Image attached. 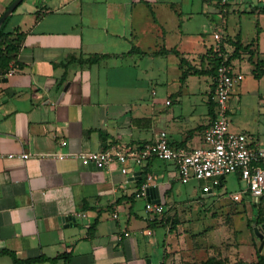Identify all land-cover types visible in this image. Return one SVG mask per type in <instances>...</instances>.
<instances>
[{
	"label": "crops",
	"instance_id": "1",
	"mask_svg": "<svg viewBox=\"0 0 264 264\" xmlns=\"http://www.w3.org/2000/svg\"><path fill=\"white\" fill-rule=\"evenodd\" d=\"M228 1L215 0L212 12L190 0H23L15 8L9 26L24 37L14 72L0 76V264H14L7 251L42 258L32 264L178 263L188 247L167 217L189 206L173 192L176 165L150 157L123 174L116 163L82 164L78 153L142 146L160 132L173 146H201L214 77L191 71L211 66L215 33L228 56L229 39H256L251 60L245 52L230 60L243 79L250 64L251 79L234 86L228 114L251 110L249 122L229 119V129L263 152L264 168V76L252 73L253 62L264 65V28L249 41L240 31L231 36ZM11 2L0 0V15ZM242 2L264 22V0ZM94 55L101 58L86 62ZM224 177L200 183L219 188ZM144 182L148 191L137 197ZM234 195L264 214V199L246 189ZM147 202L162 213L148 214Z\"/></svg>",
	"mask_w": 264,
	"mask_h": 264
},
{
	"label": "built area",
	"instance_id": "2",
	"mask_svg": "<svg viewBox=\"0 0 264 264\" xmlns=\"http://www.w3.org/2000/svg\"><path fill=\"white\" fill-rule=\"evenodd\" d=\"M221 1L225 3L227 0ZM214 38L216 40L214 52L220 58L212 92L215 116L203 131L201 146L194 148L173 146L169 143L165 132H160L156 140L142 146L118 144L103 151L80 152L78 158L81 163L96 168H104L116 163L121 166V173L126 174L129 165L140 166L148 158L157 157L176 165L181 183L214 179L216 184L218 177H224L228 173H238L251 196L264 199V168L257 163L262 158L263 152L251 146L245 133L229 129L228 101L234 86L243 79V74L235 71L228 61V55L221 52L220 34L215 33ZM13 72L14 68L10 67L6 74L10 75ZM21 157L25 159L30 157V154L23 153ZM147 188L148 184L142 183L136 196H145ZM210 188V184L203 185V191H209ZM233 198L238 200L239 195H234ZM145 210L150 215H157L162 213L163 207L160 203L147 202Z\"/></svg>",
	"mask_w": 264,
	"mask_h": 264
},
{
	"label": "rangeland",
	"instance_id": "3",
	"mask_svg": "<svg viewBox=\"0 0 264 264\" xmlns=\"http://www.w3.org/2000/svg\"><path fill=\"white\" fill-rule=\"evenodd\" d=\"M191 1L194 4L207 2L208 12L216 10L215 0ZM228 3L230 4L228 13L223 17L231 36L240 31L244 41H249L256 35L258 26L264 28L262 20H258L256 15L245 10L247 3L242 0H229ZM216 19H221V14H218ZM190 26L194 27L195 22L192 21ZM242 70L244 79L250 80V64L245 63ZM228 117L233 124L236 122L244 124L251 120V110L246 112L241 110L239 114L230 113ZM211 187V191H203L200 181L174 182L173 192L177 202L188 203L189 206V210H185L183 214L176 211L175 215L167 217V222L176 231L173 232L174 237L181 235L179 243L188 247L186 253L176 258L178 262L176 264H198L200 260L210 256L224 258L229 264L237 261L253 263L261 242L254 234L253 228L257 227L261 231L262 228L254 221L255 211L251 202L233 200L235 193L246 189L245 182L235 173H228L221 187L217 188L213 184ZM261 206L264 208V204L261 203ZM157 231L161 233V229ZM174 242L177 245V240ZM261 252H264V245Z\"/></svg>",
	"mask_w": 264,
	"mask_h": 264
},
{
	"label": "trees",
	"instance_id": "4",
	"mask_svg": "<svg viewBox=\"0 0 264 264\" xmlns=\"http://www.w3.org/2000/svg\"><path fill=\"white\" fill-rule=\"evenodd\" d=\"M264 12V8H261ZM12 13L3 21V23L0 26V76L5 74L10 67L14 65L16 62V58L18 56V53L20 51L24 33L19 31L18 28H11L9 26V22L11 20ZM230 43L233 45L234 49L233 52L228 56V61L230 63V60L233 58H236L240 55L241 52H245L248 54L249 59L254 56L256 53L255 43L256 39L252 40L249 44H242L240 40V35H237L235 39H229ZM133 51V50H132ZM175 53H177L175 51ZM101 56L94 55L92 57H89L86 59V62L92 63L94 61H97L100 59ZM210 64L211 66L207 68L206 70H193L191 73H206L209 75H212L214 77V84H215V75L217 67L220 63V58L217 56L215 52L211 53L210 56ZM79 61H83L79 59ZM253 70L252 73L256 77L264 76V65L261 61L253 62ZM187 71H182L180 80H183L187 76ZM213 115L212 120L215 116V103L213 102ZM212 122V121H211ZM254 221L256 225L262 226L264 224V214L260 211L257 213V215L254 217ZM12 259L14 264H32L38 260H42V258L39 259H31V260H20L18 259L14 253L7 251L6 252ZM198 264H229L224 258L216 257V256H210L203 260H200ZM231 264H248L246 262L237 261ZM249 264H264V252L256 250V260L253 263Z\"/></svg>",
	"mask_w": 264,
	"mask_h": 264
},
{
	"label": "water",
	"instance_id": "5",
	"mask_svg": "<svg viewBox=\"0 0 264 264\" xmlns=\"http://www.w3.org/2000/svg\"><path fill=\"white\" fill-rule=\"evenodd\" d=\"M23 0H12V2L5 8V10L0 15V26L3 23V21L15 10V8L22 2ZM222 178V176L220 177ZM215 186V185H214ZM212 190V187L209 189V191ZM148 191V188H147ZM71 220H74V217L70 218ZM262 231L258 229L257 227H254L253 231L254 234L258 236V238L261 239L260 245L258 247V250L260 251L264 245V224L261 226Z\"/></svg>",
	"mask_w": 264,
	"mask_h": 264
}]
</instances>
